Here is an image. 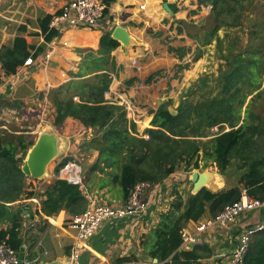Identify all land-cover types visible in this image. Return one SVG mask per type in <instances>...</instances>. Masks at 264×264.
<instances>
[{"label":"trees","instance_id":"1","mask_svg":"<svg viewBox=\"0 0 264 264\" xmlns=\"http://www.w3.org/2000/svg\"><path fill=\"white\" fill-rule=\"evenodd\" d=\"M101 1L107 16L116 0ZM197 1L198 8L211 7L210 26L209 29L201 27L202 36L190 35L197 43L193 61L201 58L202 47L215 42L217 59L222 62L215 79L217 91L196 102L180 101L175 115L164 103L160 104L150 112V128L143 133L146 138L126 118L124 107L111 104L105 98L115 67L111 52L119 47L109 31H103L96 52L86 49L78 72L71 74L78 81L48 93L54 110L52 126L60 128L71 118L92 131L82 147L97 152L96 166L101 172L112 171L113 182L125 200L136 183L157 185L174 174L180 165L186 173L205 169L209 164L215 165L222 175L232 165L240 172L234 187L216 193L203 188L195 195L189 193L185 199L179 194L174 196L170 208L159 215L158 223L148 235L149 264H202L201 260L211 256L208 247L196 245L180 250L184 226L198 222L206 214L215 217L225 206L239 201L242 191L251 199L264 200V27L261 23L252 25L248 34L253 43L237 51L238 41L236 45L226 44L227 35L221 38L218 32L239 28L254 14L253 0ZM51 18L52 15H44L38 19L40 32L36 35L43 38L40 46L28 44L20 35L25 28L20 27L19 35L0 47V85L4 77L15 75L28 59L37 58L45 45L58 37L59 32L49 28ZM178 33H181L179 29ZM171 50L179 54L183 49ZM187 68L184 65L178 70ZM7 107L11 105L8 103ZM213 127H218V132L206 141L201 140L208 137ZM33 144L23 132L0 129V200L12 202L21 195L24 199L40 198V213L47 217L60 211L71 217L85 211L87 199L80 185L55 179L42 193L31 186L27 190V177L21 166ZM104 186L101 184L100 188ZM19 227L15 223L7 230H0V243H7L15 252L23 244ZM137 261L134 256L120 257L114 264ZM242 264H264V228L251 236Z\"/></svg>","mask_w":264,"mask_h":264},{"label":"crops","instance_id":"2","mask_svg":"<svg viewBox=\"0 0 264 264\" xmlns=\"http://www.w3.org/2000/svg\"><path fill=\"white\" fill-rule=\"evenodd\" d=\"M4 1L8 3L4 7L0 5V17L4 18L7 15L11 18L10 20L15 19L17 23L12 38L19 35V29L23 27L25 30L20 35L28 44L35 47L43 44V38L36 35L40 32L38 19L44 15H53L68 2L64 0H0V3ZM163 3L167 4L171 13L163 8ZM12 4L13 6L10 7ZM13 12L14 15L11 16ZM205 15L204 6L198 8L197 0H116L98 28H63L57 38L45 45L44 51L34 59L32 65L20 68L15 75L4 77L0 85L1 108L8 112L12 109L7 107L8 103L12 105L16 103L23 104L28 110L41 107V101L46 107L52 108L48 100L49 91L72 81H78L71 74L78 72L86 49L96 52L103 31L112 33L116 27H120L128 35L130 44L124 46L118 41L119 47L111 52L115 67L114 72L110 74L111 84L105 98L111 104L122 107L128 105L131 113L128 109L125 112L129 113L138 132L150 128L151 111L137 107V102L142 105L141 99L146 98V103H149V93L146 91L143 79L149 81L148 77L152 74L150 72L179 63L174 55L159 52L154 46L159 38L155 37V34L159 32L164 36L165 32L162 29H167L174 22L189 20L198 22ZM46 54H51L48 60L44 57ZM131 59H137L139 71L131 64ZM41 94L43 100L39 99ZM51 112L54 113L53 108ZM51 118L50 121H53V117ZM43 123L42 118L41 124ZM72 128L73 131H78V134L91 133L92 135L91 130L85 129L82 124L71 118L66 119L59 131L65 135L69 134ZM0 129L6 130L3 122H0ZM14 133L18 132L14 131ZM62 134L58 135L62 138ZM93 153L97 158V152L93 151ZM174 178L172 174L155 185V191L150 197L151 206L144 214L114 219L101 224L94 236L85 244L79 264H114V260L120 257L138 258V253L140 254L143 250L142 247L138 246L136 251V246L129 244L131 240H135V236L139 235L140 231L148 240L150 230L156 226L161 211H164L161 208L163 201H169L172 198L166 195L168 191L166 189L169 187V180ZM31 180L33 186L29 184ZM39 181L27 177L25 180L27 190L31 186L42 193L43 186L37 188L34 185ZM120 197L112 202L108 201V204L118 206L125 203L123 196ZM88 204L87 201V206ZM38 212L40 213V198L37 197L24 199L21 195L19 199L12 202L0 200V230H7L15 223L20 226L18 232L23 244L16 253L23 261L71 264L73 231L68 228L71 216L65 211H60L52 217L38 214ZM208 218L210 217L206 214L199 222ZM150 220L151 227L143 231V226ZM259 223H264V207L242 215L226 228L215 227L199 234L193 243H183L180 250H189L192 245L193 247L204 245L210 249L211 256L201 260L202 264H229L237 234ZM196 225L197 222H189L184 229L192 234L195 233ZM145 246L148 253L149 246ZM127 264L145 263L137 261V263Z\"/></svg>","mask_w":264,"mask_h":264},{"label":"rangeland","instance_id":"3","mask_svg":"<svg viewBox=\"0 0 264 264\" xmlns=\"http://www.w3.org/2000/svg\"><path fill=\"white\" fill-rule=\"evenodd\" d=\"M65 2L69 0H64ZM254 2V14H250L249 17L243 22L239 28H225L218 32V35L222 38L224 35H227L225 42L226 44H231L234 42V45L238 44L235 47V50H243L253 41H249L248 30L255 23H261L264 27V0H253ZM7 1L0 3L1 7L7 5ZM14 3V2H13ZM10 4V2H9ZM197 5L198 1H197ZM10 5V7H12ZM204 6L206 10V15L202 17L198 22L194 20L184 21V24H178L174 22L167 29H162L165 33L164 36L157 32L155 37H159L154 46L162 53H168L174 55L179 63L174 64L168 68L157 69L153 72H150L148 80H144L146 84V91L149 93L148 104L146 103V98L141 99V103L137 102V107L142 109H148L154 111L157 107L164 103L167 109L176 113V108L179 105L180 101L187 99L188 101H194L201 99L205 95H214L216 93V75L219 65L222 63L217 59V48L215 47V42H212L210 45L201 48V58L197 61H193L195 57L194 50L197 48V43L190 38V35L200 34L203 35L204 31L201 27L209 29L210 26V9L208 5ZM200 8V7H199ZM2 9V8H1ZM4 10V9H3ZM6 15V14H5ZM14 15V12L11 16ZM7 15L2 18L0 17V47L3 45H8L13 39L12 36L15 34V27L17 25L15 19L10 20ZM192 23V24H188ZM178 29L181 33H178ZM255 44V43H254ZM172 49H183L180 53H176ZM179 55H183L182 60L179 58ZM188 65L186 70H178V67H183ZM142 67V66H141ZM208 93V94H207ZM40 100H43V95L39 97ZM250 99V98H249ZM12 109L11 111L5 112L2 110L0 105V122L5 124V128L8 131L14 132H23L26 134L31 141H36L39 134L43 131L45 124L52 125V118L54 113L51 112V107L43 105L41 101V107H33L28 109L23 106V104L13 105L10 103ZM51 105V103H50ZM5 106V105H4ZM52 106V105H51ZM136 107V108H137ZM130 112V111H129ZM131 113V112H130ZM126 118L130 121H133L129 113H125ZM129 116V117H127ZM43 118V124H41V119ZM136 125V124H135ZM150 125V124H149ZM137 128V126H136ZM148 129V128H147ZM55 134H62L59 131V128H54ZM63 130V129H60ZM139 131L138 133L143 136L144 133ZM228 130L225 127V131ZM138 131V128H137ZM59 132V133H57ZM218 132V127H213L208 133V137L201 140L206 141L210 139L214 134ZM63 139H61V146L59 147L58 155L48 164L46 172L47 177L40 180L38 183L35 182V187L43 186V189L50 184L53 180L58 179V172L64 166V164L70 162L75 164L79 169V176L82 180V191L88 201H96L99 203H108L112 202L116 198H121V193L116 184L113 182V176L111 175L112 171L105 169L103 172L99 171L96 166V158L94 157L93 151L86 150L82 147V144L89 140L91 133L78 134V131H73L69 134H62ZM147 137L144 135L143 137ZM23 163V161H22ZM203 165V162L200 163V166ZM56 169H58L56 171ZM213 172L218 174V170L213 164H209L205 169L192 170L188 173L184 172L183 166L180 165L177 168V171L173 174L175 176L174 180H169V187L166 189L168 196H171V200L163 201L161 208L164 211H167L170 208L174 196L177 194L181 195L183 199L191 193L192 183L190 181L192 172ZM240 172L237 171L236 166L232 165L223 175L220 174L219 178L223 183L222 189H228L237 185L239 180ZM31 179V178H30ZM166 180V179H165ZM37 181V180H36ZM33 186L32 180L29 182ZM101 184H105L103 188H100ZM106 187V188H105ZM164 190V191H166ZM163 191V192H164ZM153 219V218H152ZM148 225V226H146ZM151 220L148 223H145L143 226L144 230L147 231L151 227ZM137 247H142L143 250L138 253L137 260L142 263H149V256L146 253V244L147 238L140 231L139 235L135 236V240H131V245ZM144 246V248H143ZM148 247V246H147ZM148 250L150 249L147 248Z\"/></svg>","mask_w":264,"mask_h":264},{"label":"built area","instance_id":"4","mask_svg":"<svg viewBox=\"0 0 264 264\" xmlns=\"http://www.w3.org/2000/svg\"><path fill=\"white\" fill-rule=\"evenodd\" d=\"M104 18V5L101 0H69L58 12L52 15L49 23L50 29L60 32L63 28H98ZM51 54H46L45 59H49ZM34 60L28 59L23 67L32 65ZM131 64L140 70L137 59H131ZM128 105H124L125 111ZM129 111V109H128ZM80 169L70 162L58 172V179L67 181L73 185H82L79 176ZM155 191V185L147 182L136 183L129 191L125 203L115 206L108 203L89 202L85 211L74 215L68 221V228L73 231L71 254V264H79L82 250L94 236L101 224L114 219L134 217L144 214L151 206V194ZM264 207V200L249 198L245 191H242L239 201L225 206L215 217H210L203 221H198L195 233H187L182 230L184 244L193 243L195 238L212 228H226L233 224L239 217L246 213ZM264 223L249 226L239 232L236 236V245L231 253L229 264H242L247 253L251 236L261 231ZM182 243V244H183ZM28 260H21L15 250L7 243H0V264H25Z\"/></svg>","mask_w":264,"mask_h":264},{"label":"water","instance_id":"5","mask_svg":"<svg viewBox=\"0 0 264 264\" xmlns=\"http://www.w3.org/2000/svg\"><path fill=\"white\" fill-rule=\"evenodd\" d=\"M163 8L170 12L166 3H163ZM111 37L122 43L124 46L130 44V39L126 32L120 28L116 27L112 33ZM172 115L176 113L170 112ZM45 128L39 134L38 138L32 145V147L27 151L25 158L23 160L21 171L26 177H30L35 180H42L47 177V166L48 164L58 155L59 147L61 146V137L55 134L54 126L45 124ZM219 173L215 174L213 172H197L194 171L191 174L190 181L192 183L191 194H197L201 189L205 188L212 193H216L223 188V183L219 178ZM209 183V186L207 185ZM193 247V245H192ZM156 259L153 260L156 263ZM25 264H46V263H25ZM58 264V263H50Z\"/></svg>","mask_w":264,"mask_h":264},{"label":"bare ground","instance_id":"6","mask_svg":"<svg viewBox=\"0 0 264 264\" xmlns=\"http://www.w3.org/2000/svg\"><path fill=\"white\" fill-rule=\"evenodd\" d=\"M207 185L209 186V183H207Z\"/></svg>","mask_w":264,"mask_h":264}]
</instances>
